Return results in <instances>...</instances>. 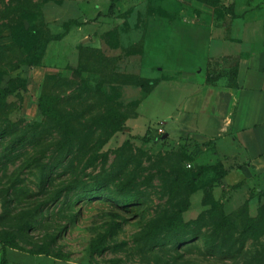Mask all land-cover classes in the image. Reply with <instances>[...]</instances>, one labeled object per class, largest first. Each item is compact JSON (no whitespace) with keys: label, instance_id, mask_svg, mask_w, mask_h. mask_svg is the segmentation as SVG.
Here are the masks:
<instances>
[{"label":"rangeland","instance_id":"374dc122","mask_svg":"<svg viewBox=\"0 0 264 264\" xmlns=\"http://www.w3.org/2000/svg\"><path fill=\"white\" fill-rule=\"evenodd\" d=\"M210 1L121 0L108 17L112 0H0V89L15 88L0 127L26 140L0 151L14 264H264V173L176 123L194 76L235 87L264 47V0ZM22 25L41 40L69 30L31 67ZM237 37L242 54L221 53Z\"/></svg>","mask_w":264,"mask_h":264},{"label":"crops","instance_id":"0c3cea01","mask_svg":"<svg viewBox=\"0 0 264 264\" xmlns=\"http://www.w3.org/2000/svg\"><path fill=\"white\" fill-rule=\"evenodd\" d=\"M239 37L235 42L222 43L224 49H221V53L226 56L232 53L238 56L242 54L243 46L239 43ZM204 40L208 43V38L205 37ZM207 43L204 42L205 47ZM234 43L239 45L237 49L232 46ZM259 43L256 40L248 48L246 57L238 61L235 87L224 88L217 83H207L206 77L201 74L194 76L190 84L195 89L181 102L180 117H177L179 121L177 119L176 123H180L183 130L188 119L195 121L190 132L193 138L202 142L213 141L215 151L219 154H225L229 148L231 152L235 150L239 153V158L243 159V168L263 174L264 47ZM209 55L210 46L207 52V56ZM201 135L202 138H199ZM12 253L17 254L12 249L7 250V264H14ZM34 259L46 264H63L42 255Z\"/></svg>","mask_w":264,"mask_h":264},{"label":"trees","instance_id":"16d2710c","mask_svg":"<svg viewBox=\"0 0 264 264\" xmlns=\"http://www.w3.org/2000/svg\"><path fill=\"white\" fill-rule=\"evenodd\" d=\"M121 0H112L111 5L109 7L108 11V17H112L114 15V11L116 8V4ZM201 2L205 5L212 6L214 5L210 0H201ZM69 30V26L66 27V31L64 34L55 36L53 38H47V39H40L36 33H34L32 28H25L22 26H16L12 29V35L13 40L15 43L18 44L19 47L24 48L26 52L30 55L28 65L31 67L38 66L40 61L43 58V55L45 53V50L49 43L52 41H61L66 33ZM15 92V88L10 87H4L2 90L0 89V105H4L7 98L12 95ZM48 114L51 115L52 112L48 110ZM12 126L11 124L7 125L4 129H2V126L0 127V143L3 141V145H0V151H2L3 147H5V150H8L10 148H16V147H24L26 145V140L22 136L18 135L20 134V129H14L13 131H10L8 128ZM65 127V131L63 132L65 139L70 141L73 137V135L69 132L68 128ZM6 136H9L6 140H3ZM89 197H95L93 194H88ZM60 199V198H56ZM55 199V200H56ZM45 204V203H44ZM43 204V205H44ZM256 225V221L254 220L250 225V231L254 230V226ZM0 245L3 250V256L1 259L0 264H7L6 260V253L8 249H17L15 246V238L11 235H7L6 239H2L0 241Z\"/></svg>","mask_w":264,"mask_h":264}]
</instances>
